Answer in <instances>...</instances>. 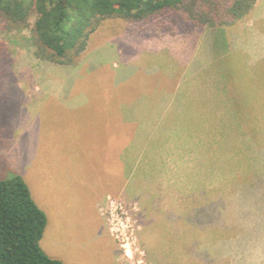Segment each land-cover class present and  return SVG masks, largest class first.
I'll return each instance as SVG.
<instances>
[{
  "label": "rangeland",
  "instance_id": "1",
  "mask_svg": "<svg viewBox=\"0 0 264 264\" xmlns=\"http://www.w3.org/2000/svg\"><path fill=\"white\" fill-rule=\"evenodd\" d=\"M263 10L239 24L251 23L249 32L236 28L225 45L230 29L220 30L216 48L203 53L205 30L175 13L141 24L106 21L75 68L17 49L13 72L0 78V179L21 174L27 181L49 216L42 247L50 256L64 264H130L120 259L121 241L109 230V200L102 205L106 222L98 209L116 194L111 199L122 205L120 218L132 221L129 235L144 253L136 254L143 264H240L259 253L264 260ZM196 52L192 91L201 132L193 134L202 142L212 136V149L181 157L184 134L174 128L170 141L163 127L131 132L132 126L126 135L122 122L143 117H131L140 111L132 109ZM207 86L210 101L203 99ZM225 92L232 110L226 117ZM114 112L117 130L109 129ZM229 138L237 144L228 149ZM259 143L261 159L253 164L245 157ZM176 154L191 163L167 162Z\"/></svg>",
  "mask_w": 264,
  "mask_h": 264
},
{
  "label": "trees",
  "instance_id": "2",
  "mask_svg": "<svg viewBox=\"0 0 264 264\" xmlns=\"http://www.w3.org/2000/svg\"><path fill=\"white\" fill-rule=\"evenodd\" d=\"M258 1L0 0V36H5L0 41V78L13 72L14 54L20 48L29 49L39 62L75 68L91 36L108 20L141 24L175 13L217 34L237 26ZM47 226V214L25 178L14 174L0 179V264H64L42 247Z\"/></svg>",
  "mask_w": 264,
  "mask_h": 264
},
{
  "label": "crops",
  "instance_id": "3",
  "mask_svg": "<svg viewBox=\"0 0 264 264\" xmlns=\"http://www.w3.org/2000/svg\"><path fill=\"white\" fill-rule=\"evenodd\" d=\"M260 1L261 0H259L257 2V4L255 5L254 9L249 14V16H247L239 24H241L243 21L247 20L248 17H251L256 11L260 12V10L264 9V4L261 5V7H260ZM263 12H264V10H263ZM253 21L255 22L256 18H255V20L253 19ZM239 24L237 26H235L234 28L230 29V33L228 35L225 34V45L228 42V40L230 38V34L233 32V30H235L237 28L238 33H247V32H249L248 29H250L252 27L251 23H250V26L247 27V29L242 27V25L239 26ZM203 30H205V31H203L205 38L203 39V45H202L203 51L201 53H203L204 50H206V49L210 50L211 48L212 49L216 48V44H217L216 38H215L216 37L215 31H213V33H211L212 31H210L209 29L204 28ZM197 56H198V53L196 52L192 56L193 59H190L189 61L185 62L184 64L181 63V71L180 72L175 73L172 71V74L170 77H166L165 79H162L163 85H162V87L158 88L157 92H150V93L146 94V96H147L145 99L146 102L143 105V106H145L147 104L146 109L141 110V108L143 106L140 108L132 109V110H140V111L133 112L131 117L137 118L138 113H142L143 117H142V120L139 118L141 120V122L133 121L130 119H128L127 121L124 120L122 122L121 126L125 129L126 135L128 134L129 127H132V126H133L132 127L133 129L131 128V132L134 129H136L137 131H141L142 129H146V130L154 129V131H155L158 128L163 127V128H165L164 132L166 134V140L170 141V138L173 137L172 133L174 134V131H173V128H174L178 131L177 132L178 135H179V133L184 134V141L185 142H182L180 144V148L182 149L181 157L193 158V156H195V155L202 157V152H199L200 149H202L204 147L207 152H208V150L212 149L213 141H214L212 139V136L208 140V138H205L203 135L202 139L204 142H202L200 138L198 140L197 138H195V136L193 134V133H195L196 135H199V133L201 132V126L196 119L197 111L195 108L198 107V103L196 102L197 97L194 94L196 92L193 93V91H192L193 83H194L193 78H195V76L197 74V71H195V67H196L195 58ZM172 67L175 68L176 66L173 64ZM167 83H169L170 85H168ZM166 85H168V87ZM202 93H203V99L204 100H208V101L212 100V98H213L212 86H211V89L208 86L205 87V89L202 90ZM242 96L246 97V95H244V94H242ZM232 99L238 100L239 98L236 95H234L232 97ZM236 106L237 105L235 104L233 106V108ZM231 111L232 110H231V104L229 102V94H227L225 92V117ZM148 117H150V118L148 119ZM109 122H110L109 129H112V127H113L115 130H117V123H118L117 112H114L113 118H112V115L110 114ZM210 131L212 132L213 130H210ZM225 131L229 135V129H226V125H225ZM179 137H180V135H179ZM243 138H244V134L242 132V139ZM233 140L234 139H231V138L226 139L225 146H227L228 149L236 146L237 143L233 142ZM237 142L244 144L239 139ZM129 144H130V142H129ZM126 145H128L127 142H126ZM147 148L148 147H145L144 149H147ZM144 153H145L144 150L139 152L137 154V158L138 159L142 158L144 156ZM208 155H209L208 153H205V156H208ZM179 157L180 156L176 154L174 157H170L167 160V162H169V163L174 162V164H177L178 162L179 163H191L189 160H184V159H181ZM245 158H247L251 161L255 160L253 162V164H255L257 161H260V159H261V144L259 143L258 146H256V145L251 146V151L248 154V157H245ZM119 165L121 167L120 175H123L124 170L122 167V163H120V161H119ZM132 173L133 172L131 170V172L129 174V179L131 177H133ZM169 180H171V179L166 178L163 180V182L161 184V189L163 187L167 188L166 190H163L165 195L168 194L167 193L168 182H166V181H169ZM112 195H116V194H112ZM112 195H108L106 197V199H104L103 202L98 205L100 216L104 219L105 222L107 220L102 214L103 211H101V210L104 209V207L102 205L103 204L105 205L106 203H108V197H111ZM165 202L166 201L163 199L162 204L164 205ZM172 208H170L169 211H175V210H171ZM139 211H141V210L139 209ZM139 211H137V214L139 213ZM175 212H177V211H175ZM181 214L182 213L180 212V214L177 215V217L182 218ZM117 215H118V211H117ZM47 217H48V226H47V229H48V227H49V216L47 215ZM109 220H111V219H109ZM251 228H255V227H251ZM47 229H46V232H47ZM109 230H110V228H109ZM46 232H45V235H46ZM110 238H111V236H110ZM246 238L250 239L251 237L246 236ZM246 243H250V242L247 241ZM240 245H244V244H240ZM244 247L246 248V244L244 245ZM117 255H118V253H117ZM52 258H55V257H52ZM56 259H58V258H56ZM240 264H264V260L262 259V256L259 253L257 255H252L250 259H248V258L241 259Z\"/></svg>",
  "mask_w": 264,
  "mask_h": 264
},
{
  "label": "clouds",
  "instance_id": "4",
  "mask_svg": "<svg viewBox=\"0 0 264 264\" xmlns=\"http://www.w3.org/2000/svg\"><path fill=\"white\" fill-rule=\"evenodd\" d=\"M108 200L110 202L112 216V219L109 221L110 232L117 240L121 241L120 247L124 252L123 257H120V259L124 260L126 258L130 264H143L142 260H136V254L143 256L144 253L138 246L134 233L129 235V230L132 224L131 219H121L120 216L117 215V209L119 208L122 210V205L112 201L111 197H108ZM125 216H127L126 213Z\"/></svg>",
  "mask_w": 264,
  "mask_h": 264
}]
</instances>
